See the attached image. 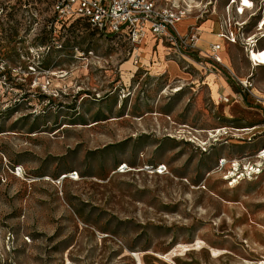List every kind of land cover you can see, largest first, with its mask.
<instances>
[{
  "label": "rangeland",
  "instance_id": "obj_1",
  "mask_svg": "<svg viewBox=\"0 0 264 264\" xmlns=\"http://www.w3.org/2000/svg\"><path fill=\"white\" fill-rule=\"evenodd\" d=\"M30 1L0 16V264H264V129L235 131L264 121L224 117L194 69L154 64L150 39L136 66L124 37ZM184 1L189 19L245 22L226 51L264 80V0L242 15L240 0Z\"/></svg>",
  "mask_w": 264,
  "mask_h": 264
},
{
  "label": "built area",
  "instance_id": "obj_2",
  "mask_svg": "<svg viewBox=\"0 0 264 264\" xmlns=\"http://www.w3.org/2000/svg\"><path fill=\"white\" fill-rule=\"evenodd\" d=\"M12 5L22 6L23 9H26L27 14H33V11L30 10L35 6L30 0H19L18 4L16 2L0 4V16L5 12L6 8L11 11ZM243 5L244 1L240 0V5L237 7L240 15L244 14L246 9H249L244 8ZM195 8L197 6L186 1L181 4L180 0H53L52 12L54 15L52 20L62 21L63 23L85 20L93 28L101 32L124 37L132 46L131 56L133 64L136 66L140 63L139 47L147 39L154 42V46H164L168 59L178 63H185L183 65L185 70L195 66L196 62L204 65V61L211 60L228 73L230 80L241 89V93H248L256 97L259 102H264V98L256 96L253 92L255 87L254 71L251 70L246 77H241L223 61L220 55L223 43L227 41L236 44L245 38L246 32L243 30L245 22L232 20L229 14L230 10H227V16L221 21L222 26H220L221 29L218 33L221 42L211 43L208 51H202L200 48L202 36L200 15L195 16L196 22L189 26L187 32L182 33L179 30V24L187 19ZM214 12L212 11L211 14L213 15ZM263 20L259 22V26L256 29H259ZM257 35L254 33L249 35L244 44L248 50V58L253 50H260L254 47V43H256L254 38ZM262 35L261 37H264V32H262ZM249 59L253 69L259 66L255 60ZM203 68H205V72L208 69L206 65ZM218 99L222 102H230L228 96H220ZM263 153L264 147L258 151L257 158L263 160ZM226 163L227 160L222 165L224 166ZM259 167L261 166H250V169H257L259 172L249 173L250 170H247V167H244L245 169L241 171L234 168V171H239L237 176L241 174L240 177L243 176L245 178L249 174L260 173L261 169ZM126 168L123 164L119 166L120 172H125ZM146 169L163 174L167 170V166L166 164L147 165Z\"/></svg>",
  "mask_w": 264,
  "mask_h": 264
},
{
  "label": "crops",
  "instance_id": "obj_3",
  "mask_svg": "<svg viewBox=\"0 0 264 264\" xmlns=\"http://www.w3.org/2000/svg\"><path fill=\"white\" fill-rule=\"evenodd\" d=\"M195 22H196L195 18H190V19L187 18L179 24V30L182 33H185L187 32L189 26L194 24ZM221 24L222 23H220L219 21H213L209 19L201 22L200 26L202 28V36L200 41V48L202 51H208L211 43L221 42L220 38L218 37V33L220 32L221 29L220 26H222ZM151 48H153L154 53L151 51ZM262 48L264 50V47ZM253 52L255 54L254 60L256 61L257 55L255 51ZM150 54H151L150 56L153 59L155 58L156 60V63L154 64L157 65V63H159L160 66L163 65V62H166L167 65H169V63L170 64L174 63L173 65H175L174 66L175 69L176 68L178 70L180 69V71H182L184 74L190 76L191 79H193V76L190 74V70L194 69L195 79L192 81L193 89L198 90L200 89V87L206 88L210 94L212 101L217 106V109L221 108L220 111H222L224 117L226 118L228 117V119H234L235 117H239V116H242L246 119H253V117H257L261 119V121H264V102H259L256 97L248 93H241V89L237 87L230 80L228 73L225 72L215 62L211 60H206L204 61V65H201L199 62H196L195 66H191L189 69L185 70L181 67V64L183 66L185 63L183 62L178 63L174 60L167 59L168 57L166 56V50L164 46L162 45L154 46V42L152 41L150 46ZM220 55L223 61L233 69L231 63V57L229 53L226 51L225 43H223V49L221 50ZM144 64L146 63L144 62ZM205 65L208 67L206 72L204 71L205 68H203L205 67ZM249 73L250 71L242 72L240 73V76L246 77ZM254 82H255V87L253 89V92L256 94V96L260 98H264V80L254 76ZM220 96H228L230 98V102L226 103L219 101L218 98ZM249 113L250 114L253 113V115L250 116ZM245 123L247 122L245 121ZM248 124L251 123L248 122ZM262 124L243 126L242 128L239 129L241 130L246 129L249 132H253L254 130L256 131L258 129H264L263 128L264 125Z\"/></svg>",
  "mask_w": 264,
  "mask_h": 264
},
{
  "label": "bare ground",
  "instance_id": "obj_4",
  "mask_svg": "<svg viewBox=\"0 0 264 264\" xmlns=\"http://www.w3.org/2000/svg\"><path fill=\"white\" fill-rule=\"evenodd\" d=\"M139 51V50H138ZM264 52V50L262 51V53ZM253 51L249 54V58H251V59H253L254 60V55H253ZM227 128H220L219 130H213V131H210V132H212V136H217V135H219V136H221V135H223V134H226L227 133V130H226ZM217 131V133L218 134H216V135H214V132H216ZM235 131H239V132H244L245 134H248V133H250L248 130H246V129H243V130H241V129H237V130H235ZM262 156H264V153L262 154ZM225 159H223V162L225 163ZM125 167H128L127 165H125ZM232 173H234V172H232ZM68 176V175H67ZM78 179V178H77ZM233 180V179H232Z\"/></svg>",
  "mask_w": 264,
  "mask_h": 264
},
{
  "label": "trees",
  "instance_id": "obj_5",
  "mask_svg": "<svg viewBox=\"0 0 264 264\" xmlns=\"http://www.w3.org/2000/svg\"><path fill=\"white\" fill-rule=\"evenodd\" d=\"M76 22V21H75ZM77 22H86L90 25V23L88 21H85V20H77ZM91 26V25H90Z\"/></svg>",
  "mask_w": 264,
  "mask_h": 264
}]
</instances>
